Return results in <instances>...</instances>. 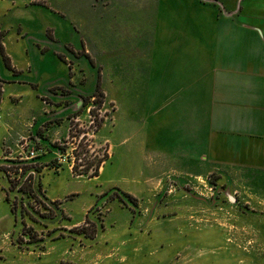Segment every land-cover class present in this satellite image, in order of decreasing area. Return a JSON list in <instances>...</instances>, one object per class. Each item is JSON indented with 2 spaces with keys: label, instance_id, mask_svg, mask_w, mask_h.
Instances as JSON below:
<instances>
[{
  "label": "rangeland",
  "instance_id": "rangeland-1",
  "mask_svg": "<svg viewBox=\"0 0 264 264\" xmlns=\"http://www.w3.org/2000/svg\"><path fill=\"white\" fill-rule=\"evenodd\" d=\"M239 2L0 0V45L5 39L7 47L14 48L15 39L26 34L20 47L27 51L11 50L17 54L16 64L28 55L40 62L42 42L50 41L48 35L57 41L43 54L46 63L34 70L42 72L38 79L29 85L17 82L14 91V83L0 84V121L19 117L11 131L6 122L0 123V166H10L7 160L37 158L42 164L57 160L62 167L58 174L46 168L41 175L45 193L39 198L46 209L36 205V210L47 220L31 211L33 199L11 193L10 202L20 205L23 200L30 214L15 220L5 201L9 186L0 173V264H264V174L231 173L214 169L208 161L202 165L171 156L198 127L193 120L201 102L172 98V84L165 88L153 80L158 76L156 64L169 59L168 47L174 61L191 67L212 65L219 75L230 72L234 60L238 69L231 56L240 50L245 35L255 32L259 42L264 41L259 28L264 20L258 15L264 14V0ZM238 8L239 13L229 16ZM185 15L203 20H195V26L183 21ZM61 48L64 60L58 57ZM0 65L6 75L1 48ZM11 91L19 92V102L8 97ZM96 91L103 96L90 98ZM156 91L168 98H159ZM86 100L88 105L76 109ZM92 109L97 110V121L103 120L97 133ZM62 111L60 123L52 126L55 116L49 112ZM76 114L77 137L71 140L68 124ZM33 117L40 119L34 138L46 127L47 140L42 138L39 145L28 133ZM84 132L91 141L87 150L79 143ZM56 142L66 145L70 154L75 148L89 152L91 161L105 154L109 158L99 176H76L53 146ZM215 186L229 188L237 203ZM117 190L136 198L138 208ZM116 193L121 199L113 197ZM56 201L61 213L52 204ZM22 222L40 242L28 243ZM93 224L98 227L93 240L70 232L82 227L92 232Z\"/></svg>",
  "mask_w": 264,
  "mask_h": 264
},
{
  "label": "crops",
  "instance_id": "crops-1",
  "mask_svg": "<svg viewBox=\"0 0 264 264\" xmlns=\"http://www.w3.org/2000/svg\"><path fill=\"white\" fill-rule=\"evenodd\" d=\"M258 15H262L263 18L259 19L264 20V14ZM195 20L200 21L203 18H190L188 15H185L183 19L184 22H194L192 24L196 26ZM259 28L264 37V26H260ZM249 33L250 35H245L246 39L240 41L238 45L240 50L237 53L235 51L232 52L231 59L234 58L237 61L236 64L239 65V68L237 69L233 65L235 63L233 60L230 65V72L218 75V72L212 68V65L209 67L201 65L191 67L188 63H184V61H174L173 51L169 50V47L167 51L169 59L156 64L158 67L155 73L158 71V76H154L153 80H156L157 85L166 86L165 88L172 84V90L169 91V94H172V98L180 99L182 102L188 100L201 102L199 105L201 109L198 110L193 120L197 122L199 128L195 126L197 124L194 122L195 127H193L192 131H189L190 137L185 138L186 141L182 143L180 149H177L171 156L178 154L183 159H193L198 164H200L199 161H202V165H204L205 161H208L211 162L214 169L219 168L218 170L221 169V171L231 173H234V170H245L264 174V41L262 43L259 42V35L257 33L250 31ZM24 36L18 37L19 40L15 39L17 46L14 48L9 49L5 39L0 45L4 53L3 58L6 61L7 59L9 60L7 63L8 65L10 63L11 67V69L7 68L6 75H3L2 71H0L2 75L0 77V84L14 83L11 86L13 91L17 90V82L29 85L28 81L38 79L41 76V70L38 72H34V70L38 67L41 69L42 64L46 63V57L43 54L50 51V48L52 46L55 47V43H57V41H53L52 37L48 35L50 41H43L42 44L45 45V48L41 47L39 49L43 56L42 60L36 63L28 55L26 56L27 60L18 65L14 60L18 51L23 53L24 50L27 51V49L23 48L22 50L20 47V44H22L21 39ZM168 42L170 44V39L165 40L166 46ZM11 50L17 52V54L14 55ZM166 53L164 54L166 55ZM62 54H64V49L61 48L58 57L64 60L63 56H59ZM238 56H240V60H238ZM65 60L67 59L65 58ZM55 61L58 62L57 59ZM53 63L56 62L53 61ZM244 66L247 68L246 72L242 71ZM160 70L162 75H159ZM180 70L183 72L176 74ZM174 74L181 78L177 76L173 77ZM56 80L58 81L59 79ZM178 82L181 84L177 85ZM16 85L17 87H15ZM3 91L5 96L7 90L3 89ZM13 91L8 94V97L11 101L17 102L18 100L19 102L21 95L19 92ZM156 93L157 95L159 94L157 91ZM162 93L164 92H160L159 98L167 99V96H161ZM72 94H74V91L71 89L70 95ZM42 100H45V98H42ZM64 111L49 112L55 116L54 123L51 124L52 126L58 124L55 123L57 116H61ZM30 120L31 122L29 121L28 123V133L30 134L31 132V138H34L35 128L38 127L40 119L33 117ZM5 122L11 131L14 126L17 127L19 117L13 122H8L5 119L0 121L1 124ZM68 125V134H70V124ZM57 127L58 125L56 128L52 127L51 130L57 129ZM44 128L46 129V127ZM45 129H41L43 134ZM63 135L65 137V133ZM44 138L46 137L44 136ZM38 142L40 143V139H38Z\"/></svg>",
  "mask_w": 264,
  "mask_h": 264
},
{
  "label": "trees",
  "instance_id": "trees-1",
  "mask_svg": "<svg viewBox=\"0 0 264 264\" xmlns=\"http://www.w3.org/2000/svg\"><path fill=\"white\" fill-rule=\"evenodd\" d=\"M2 49V47H1ZM3 51V49H2ZM4 55V53H3ZM62 59V58H61ZM7 62H9V60L7 59ZM7 68L11 69L10 67V63L8 65L7 63ZM98 97H102L103 93L96 91L95 93H93V95L90 96V98H97ZM88 98V99H90ZM0 101H1V90H0ZM46 102H48L47 100H44ZM84 103V106L88 105V100H86ZM104 102H100L99 105H101ZM91 117H92V125L95 128V133H97L98 129L101 127V124L103 123V120L101 121H97V110L96 109H92L90 111ZM78 117V115H73L70 116V120H71V125H70V138L71 140H73L74 138H76L77 136L74 134V129H76V124L74 123V119H76ZM56 123H60V120H56ZM37 138V139H36ZM33 138L34 140H36L38 142V139L42 140V138L44 139V134L42 133V131L40 130L37 137ZM47 140V138H46ZM68 142H66L67 144ZM80 144L84 143V148L87 150L88 148H90L89 143H91V141L87 138V132H84L82 136H80ZM37 145H39V142L37 143ZM53 146L57 149V152L61 155V156H65L68 160V162L71 163V168H72V172L74 175L76 176H89V177H97L99 176L100 173V169L102 167V165L108 160L109 156L107 154L104 155L102 160H99L96 162V160H90L89 156L87 155L89 152H80L78 153L77 148L74 149L73 153H68V147L66 145H61L60 143L56 142L53 144ZM79 161V162H78ZM8 164H10V166L6 167V166H0V173H2L8 183V189L6 190V194H5V201L11 205V213L14 215L15 220L16 217H18V215H20V217L23 218V215L25 214H29V212H27V210H25L24 203L23 200L21 201L20 205H18V203L16 201L14 202H10V194L11 193H18L21 194L22 196L26 197V199H33L35 201V205L32 207L31 211L35 212L40 218L42 219H49L47 216H45V214H40L36 209V205H39V207L41 206V208L46 209V207L44 206L43 202L40 201L39 198V194L41 193H45L43 192V184L41 182V175L43 173L44 169H52L55 171V174L59 173L60 168H62L59 164L58 161H53L49 164H42L37 162V158H32L31 160H27L24 158H18L15 160H7ZM81 162V163H80ZM217 187V186H215ZM216 190L218 191H223L225 189H223V187L220 188H216ZM119 191V190H117ZM185 192L190 193L189 190H185ZM120 194H122L124 197H126L130 203H132L136 208H138V201L136 198H134L133 196L120 192ZM119 193L114 194V198H120ZM221 193V192H220ZM43 196V195H42ZM45 201H49L48 198H46L45 196H43ZM52 203V202H51ZM52 204H56L57 205V209L58 211L61 213V203L56 201L53 202ZM20 206V207H19ZM29 206V205H28ZM30 215V214H29ZM88 221V218L86 219ZM102 223V222H101ZM23 224V235L28 236L29 238V242L30 244H36L38 242H40L38 239L37 234L33 231L32 228H27V226L25 225L24 222H22ZM93 229L92 232L91 230L89 231L88 227H82V228H74L72 230H70L71 233H75L77 235H83L84 237H86L87 239H95V237L98 234V227L97 225L93 224ZM21 242L23 240H20ZM18 245H22V244H18Z\"/></svg>",
  "mask_w": 264,
  "mask_h": 264
},
{
  "label": "water",
  "instance_id": "water-1",
  "mask_svg": "<svg viewBox=\"0 0 264 264\" xmlns=\"http://www.w3.org/2000/svg\"><path fill=\"white\" fill-rule=\"evenodd\" d=\"M214 1H216V0H214ZM240 2H242L243 0H239ZM239 2V3H240ZM241 9L240 8H238L237 10H236V12H232V13H230L229 14V16H233L234 14H237V13H239V11H240ZM84 107V103H83V101L82 102H80L79 103V106L77 107L76 106V109H79V110H81L82 108ZM224 191V194L228 197V199L231 201V202H233V203H237V200L230 194V192H229V188H227V189H225V190H223ZM217 192H221V191H217ZM187 194L188 195H190V196H192L191 195V193H188L187 192ZM197 198V197H196ZM197 199H199L200 201H203L202 199H200V198H197Z\"/></svg>",
  "mask_w": 264,
  "mask_h": 264
},
{
  "label": "built area",
  "instance_id": "built-area-1",
  "mask_svg": "<svg viewBox=\"0 0 264 264\" xmlns=\"http://www.w3.org/2000/svg\"><path fill=\"white\" fill-rule=\"evenodd\" d=\"M33 155V154H32ZM33 156H31L30 158H32Z\"/></svg>",
  "mask_w": 264,
  "mask_h": 264
}]
</instances>
